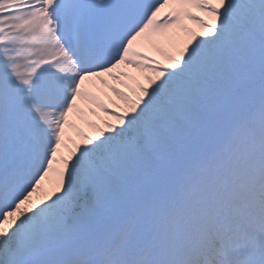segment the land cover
I'll use <instances>...</instances> for the list:
<instances>
[{"label": "snow or ice", "instance_id": "1", "mask_svg": "<svg viewBox=\"0 0 264 264\" xmlns=\"http://www.w3.org/2000/svg\"><path fill=\"white\" fill-rule=\"evenodd\" d=\"M0 264H264V0H0Z\"/></svg>", "mask_w": 264, "mask_h": 264}, {"label": "bare ground", "instance_id": "2", "mask_svg": "<svg viewBox=\"0 0 264 264\" xmlns=\"http://www.w3.org/2000/svg\"><path fill=\"white\" fill-rule=\"evenodd\" d=\"M121 103H122V102H121ZM122 105H123V104H122ZM122 107H126V106H124V105H123ZM92 131H93V129H91V130H90V131H88V132H89V133H91Z\"/></svg>", "mask_w": 264, "mask_h": 264}]
</instances>
